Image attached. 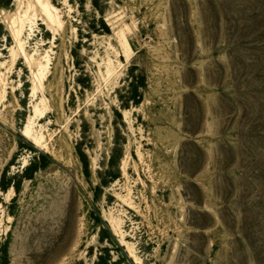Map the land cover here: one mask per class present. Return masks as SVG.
<instances>
[{"label": "rangeland", "instance_id": "374dc122", "mask_svg": "<svg viewBox=\"0 0 264 264\" xmlns=\"http://www.w3.org/2000/svg\"><path fill=\"white\" fill-rule=\"evenodd\" d=\"M50 3L0 5V263L264 264V0Z\"/></svg>", "mask_w": 264, "mask_h": 264}, {"label": "trees", "instance_id": "16d2710c", "mask_svg": "<svg viewBox=\"0 0 264 264\" xmlns=\"http://www.w3.org/2000/svg\"><path fill=\"white\" fill-rule=\"evenodd\" d=\"M12 0H0V5L2 6H7ZM94 5L97 7L98 5V0H94ZM100 12H102V8H100ZM101 31L106 32V33H110V28L108 26V24L101 19ZM100 32V31H97ZM137 67L136 64H134L129 72V76L130 78H132V81L129 85V87H127L128 90L123 91L122 89L119 90V99L122 102V108H126L128 109L130 107V103L133 102L135 105H139L142 102L143 99V93L141 90L145 89L147 87V76L145 73H137L135 70V68ZM119 116H121V113H118ZM82 158H84V160H87V157L84 153H82ZM115 159L116 156L114 155L112 157V162L111 165L112 167L114 166L115 163ZM111 173V179H117L119 178L120 174L118 173H114V171H110ZM8 185H6L5 183V179H2L1 181V188L5 191L8 189ZM100 261L102 259V257L100 256ZM3 264V263H0ZM4 264H10L9 261L7 260ZM96 264H105V262H103V259L101 262H98Z\"/></svg>", "mask_w": 264, "mask_h": 264}, {"label": "bare ground", "instance_id": "6f19581e", "mask_svg": "<svg viewBox=\"0 0 264 264\" xmlns=\"http://www.w3.org/2000/svg\"><path fill=\"white\" fill-rule=\"evenodd\" d=\"M34 3H35L34 8L36 9L35 15L37 17H39L40 19H42L44 21V23L49 27V29L54 28V26L56 24H58L59 21L57 20V17L54 14L55 7L50 3V0H34ZM21 30H23V23L21 24V28L14 30V32L16 33V36H17V38H16L17 40H19L18 38H19ZM120 41H121L122 45L124 46L126 54L128 55L130 53L131 46H130L128 39H127L124 32H120ZM20 47H22V46H20ZM42 77H43V75L41 73V76L38 75V77H37L39 80L34 81L35 83H34V87H33L32 97H34L38 91L42 90ZM38 111H39V109L37 108V113H38ZM40 113H41V111H40ZM41 114H42L41 116L43 117V112ZM26 128H28V127H26ZM28 131L29 130L26 129L22 132V134L24 136L28 137ZM31 140H32V138H31ZM32 141L35 145H37V146L39 145V142H37L36 140H32Z\"/></svg>", "mask_w": 264, "mask_h": 264}]
</instances>
